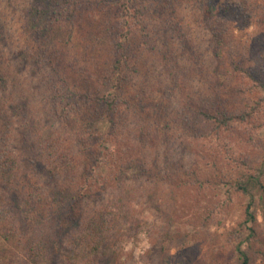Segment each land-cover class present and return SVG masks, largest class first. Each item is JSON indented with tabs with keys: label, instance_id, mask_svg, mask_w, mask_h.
<instances>
[{
	"label": "trees",
	"instance_id": "1",
	"mask_svg": "<svg viewBox=\"0 0 264 264\" xmlns=\"http://www.w3.org/2000/svg\"><path fill=\"white\" fill-rule=\"evenodd\" d=\"M14 22L24 24L23 48ZM15 49L12 63L5 54ZM9 74L16 93H0V264H92L146 223V204L169 213V224L192 206L206 212L190 217L207 222L205 202L224 186L249 198L248 240L255 235L264 149L251 160L247 145L264 126V0H0V90ZM54 119L62 126L52 128ZM160 151L176 160L149 166L144 155ZM24 168L34 177L21 188ZM63 175L79 179L70 187ZM109 183L121 190L87 208ZM178 190L192 193L182 208ZM71 227L78 241L65 251ZM155 248L165 264L164 244ZM237 252L251 264L241 243Z\"/></svg>",
	"mask_w": 264,
	"mask_h": 264
},
{
	"label": "rangeland",
	"instance_id": "2",
	"mask_svg": "<svg viewBox=\"0 0 264 264\" xmlns=\"http://www.w3.org/2000/svg\"><path fill=\"white\" fill-rule=\"evenodd\" d=\"M16 23L17 22H14L12 24L11 34L13 39L19 42L18 47L23 48V46L27 44L22 34L24 24ZM249 30L251 31L252 27H250ZM237 32L239 31L237 30ZM245 33H247V31H245ZM18 51V49H15L10 53H6V58L12 63H17L18 58L16 53ZM28 69L29 68H27L26 71H28ZM24 78H27V75L22 74V76H20V82H22ZM2 85V87L6 89L0 90L1 95L3 93H16V84L13 74H9L8 79L4 84L2 83ZM259 90L261 94H264V87L260 86ZM38 103L37 100L34 102L36 105L35 107H37ZM100 123L101 122H98L97 125H100ZM50 124L52 128L62 126L61 122L57 119L51 120ZM104 125L103 123V126ZM44 127L48 129L49 126L47 124V126L45 125ZM106 127L107 125H105V128ZM257 130L258 134L257 137L254 138L252 145H247L248 147L250 146L247 152L251 155V160H257L263 155L264 126L259 127ZM258 138L260 140H258ZM72 149H74L76 153H79L78 146L75 145ZM150 155L151 154L148 155V153L144 155L149 166L153 165L151 162L152 160L157 161L158 158L159 165L176 160L174 158L168 160L162 151L155 153L151 158ZM185 157L187 158V156ZM21 171L23 176L18 178L19 181L17 184H20L19 186L23 188L25 181L32 180L34 176L28 171V168L21 169ZM133 172L134 169H130L127 171V174H125V177L123 176L122 179L125 185H127L128 182V177L126 176H132L129 174H133ZM78 173H81L80 169ZM46 174L47 173H44L43 176ZM78 179L79 178L73 177L68 179L67 175H63L59 178V181L73 187L74 185L72 184L76 183ZM46 181H48L49 184L46 183L47 185L45 188L50 192L52 188L50 177H47ZM96 183L94 189L99 187L100 184L98 182ZM226 187L227 186L214 188L208 201L205 202L204 207H210L213 211V213L208 215L210 216V220L207 222H201L200 220L190 217V212H194V215H198L200 212L205 211V209L192 206L194 208H187V212H181L183 215L182 220L180 216L177 218L178 215H175L173 222L169 224V213L167 214L168 218H165L164 215H162L161 208L156 205L155 208L154 203H151V206L146 204L138 213L139 219L146 223H142V226H138L132 229V231H129V234L122 240L118 241L116 244H111V248L106 246V250L102 249L98 254L96 253V255L92 257L94 259L92 264H161L158 258L159 253L156 251V248L154 249V246L160 247V245L162 246L163 244L165 255H168L165 264H241L242 259H239V254L237 252L238 243H241V247L248 251L252 258L251 264H264V192H258L253 200L251 210L255 211L258 222L255 224V235L248 240L251 233L249 225H252V222L246 220L247 215L245 207L250 200L242 194L236 195L232 189ZM117 190L121 189L114 188L110 186L109 183L108 186L100 190L101 193L98 191V194L95 193V195L87 196L88 201H84V205L90 210L98 208L101 204V200L105 201V193L116 194L118 193ZM194 190L196 191V189ZM184 192L186 194L183 195V192L178 190V192H175L176 196H168L176 197L179 207L182 208L183 205H180V200L184 199L187 201L188 197L192 194L190 191ZM162 199L163 198H161V200ZM166 207H168L167 210L170 212L169 205ZM189 218L190 220H188ZM150 232L153 239L150 237ZM77 233L78 231L74 229V227L69 228L68 232L65 234L64 241L61 242L63 244L62 249L67 251L73 241H78ZM61 252L62 250L56 254L60 255ZM50 254H53V252L50 251Z\"/></svg>",
	"mask_w": 264,
	"mask_h": 264
}]
</instances>
